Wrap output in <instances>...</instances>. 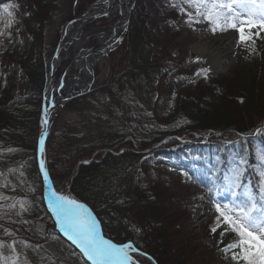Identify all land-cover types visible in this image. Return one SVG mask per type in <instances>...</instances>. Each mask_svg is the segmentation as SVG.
Masks as SVG:
<instances>
[{
    "label": "trees",
    "instance_id": "trees-1",
    "mask_svg": "<svg viewBox=\"0 0 264 264\" xmlns=\"http://www.w3.org/2000/svg\"><path fill=\"white\" fill-rule=\"evenodd\" d=\"M97 1L73 0L57 23L51 22L57 28L50 47L28 51L20 60L9 55L10 65L19 69L15 75L19 90L13 97L2 94L13 67L1 75L0 232L13 229L28 243L38 240L26 231L25 224L32 228L41 221L46 240L54 231L41 205L42 185L36 170L43 66L57 47L60 25L79 18ZM144 4L155 13L163 11V20L178 22L175 3L170 0H135L126 37L107 57L106 79L63 108L78 113L92 106L91 99H101L104 110L119 114L124 132L107 129L97 135H83L57 116L46 139V168L52 184L69 185L70 193L89 208L104 237L118 245L132 244L136 249L132 256L138 264H207V257L194 259L191 246L184 244L187 242L173 244L175 230L180 224L186 225L190 216L173 206L170 184H140L133 175L147 170L149 163L141 162L155 156L180 166L209 197L217 194L221 205L245 199L246 188L258 198L259 173L264 171L260 158L264 155V65L253 63L250 71L228 78L208 77L194 94L179 100L166 117L157 120L149 115L144 123H128V109L122 102L124 91L130 89L131 97L136 88L153 94L170 69L181 64L180 51L170 40L174 34L154 36L146 21L139 18L141 11L135 15ZM27 61H36L38 70L32 72L35 65ZM258 74L259 79L255 77ZM257 88L262 91L260 99L254 95ZM200 133L209 135L205 143L199 140ZM237 171L241 182L238 198L229 187ZM8 200L15 204L12 216L6 214ZM183 236L187 239L189 230Z\"/></svg>",
    "mask_w": 264,
    "mask_h": 264
},
{
    "label": "rangeland",
    "instance_id": "rangeland-1",
    "mask_svg": "<svg viewBox=\"0 0 264 264\" xmlns=\"http://www.w3.org/2000/svg\"><path fill=\"white\" fill-rule=\"evenodd\" d=\"M25 1L0 0V81L2 79L1 75H4L6 70L10 71L13 67V75L10 76V72L7 78V81L10 83H6V86L4 85L5 90H3L2 94L6 96L5 98L13 97L19 90V83L17 78H15L19 69L14 65H10L8 62L9 55L12 57L16 56L20 60V57H26L28 51H43L45 47H50L53 41V34L57 28L51 22L54 20L57 23V19L65 14L68 8L67 6L73 0H32L30 2L31 5ZM34 1L35 4L32 5ZM170 2L175 3L176 14L178 16V22L176 24L173 22V19L163 20V11L155 13L145 4L137 8L135 15L138 16L141 11L142 17L139 18H143L146 21L147 28L151 30L154 36L162 37L168 33L174 34L175 38H170V40L177 46V51H180L181 64L173 66L170 69V73L161 81L153 94H146L143 88H136L134 97H131L128 91L130 89L124 91L122 102L128 109L126 113L128 123L132 121L144 123L146 116L149 115H151L150 118L157 120L166 117L179 100L194 94L200 83L208 77L228 78L241 71H250L253 68L251 66L253 63L264 65V32H260L257 36L255 35L257 29H252L253 34L251 35V39L244 42L240 41V34L237 31L235 39L222 40L213 50V59L209 61L203 57H199L192 51V48L196 44L217 39L235 30L229 29L226 32L216 31L213 33L208 22L202 18L200 23H186L188 17L180 9L185 8L188 11L194 10L187 9V5L183 3V0H170ZM6 4L11 5L8 9L12 13L11 16L4 12L3 5ZM133 4H135V0ZM117 6L118 2L114 0L106 14L100 17L90 18L84 23H75L71 26L72 38L68 45L60 49L58 68L51 84L52 97L54 99L59 97L58 90L56 89L59 84L61 83L63 85L60 90L62 92L75 77L76 58L83 52L103 45L112 37L120 16ZM133 9L134 6L132 11ZM65 25L66 23L60 25L57 31L58 42L61 39L62 28ZM126 33L125 31L121 44L126 37ZM107 57L108 55H105L93 67L90 73L92 79L91 84L83 91L74 92L67 98L79 95L84 96L89 90L103 83L108 75L109 64L107 63ZM27 62L28 64L34 63L35 66L32 67V72L38 70L39 67L36 61ZM210 62L214 65L216 63H224V67L222 70H207L205 74L202 70L207 69L206 64ZM49 71L50 61H46L41 74L42 95ZM197 73L200 74L197 75ZM255 77L259 79L261 75L258 74ZM27 86L30 87L29 85ZM222 92L220 89V93ZM254 92V95L260 99L262 95L261 89L257 88ZM101 102V99H91L92 106L78 113L63 111L64 106L68 102L58 106L52 110L49 129L51 130L53 127L56 117L62 116L63 121H66L65 123L74 126L77 132L83 133V135H97L99 131H106L107 129L124 132L123 126L119 123V114L117 112L110 114V112L104 110ZM86 119H88L87 124ZM122 121L125 122L123 119ZM133 122L131 124H136ZM208 136L207 133H200L198 138L201 142L205 143ZM146 162L149 163L147 170L140 169L141 172L139 171L140 173L138 175H133L137 182L140 184L154 182L164 185L170 184L173 189V206L177 210L185 212L187 216H190L186 221V225L180 224V228L175 230L173 244L181 246L184 242H187L184 244L191 246L190 252L194 259L199 260L198 257H207L210 260L207 264H234L230 259L231 254L221 251V249H224L234 239V234L225 232L221 236L220 233L224 230L223 226L218 228L216 233L211 231L217 216L215 204L218 202V195L213 194L212 197H209L206 190L194 184L188 177L186 171L182 170L174 162H166L155 156H152L150 159L145 158L141 163L144 164ZM249 188L251 189L250 186ZM54 189L59 194H67V186L54 185ZM251 190L249 191L246 188L243 191V195L246 191L251 192ZM44 197V191H42V206ZM14 207L15 204L13 201H6V214L9 216L14 215V212H10ZM39 216L41 214L37 215V217ZM24 227L26 231H30L29 234L32 233L31 236L36 241L38 240L36 243H28L23 240L19 237L18 232L13 229L0 232V242L5 245L3 249H0V254L8 259L9 264H12L13 260L15 264L83 263L81 257L62 243L54 232L46 240L45 226L41 221L35 223L32 228L28 224H25ZM186 230H189L187 239L183 236ZM1 236L12 239H2ZM9 245L15 249L14 252L12 248L8 247ZM130 255L132 256L131 250Z\"/></svg>",
    "mask_w": 264,
    "mask_h": 264
},
{
    "label": "snow or ice",
    "instance_id": "snow-or-ice-1",
    "mask_svg": "<svg viewBox=\"0 0 264 264\" xmlns=\"http://www.w3.org/2000/svg\"><path fill=\"white\" fill-rule=\"evenodd\" d=\"M183 3L187 5V9L194 10L180 9L188 17L186 23H200L202 18L208 22L213 33L234 29L239 32L240 41L244 42L251 39L252 29H257V36L264 32V0H183ZM10 6L3 5L4 12L9 16L12 15L8 11ZM202 71L207 73V69ZM40 142L43 144V137ZM260 158L264 161V155ZM40 167L41 171H44L43 160ZM44 175L47 179L46 172ZM259 175L258 198L246 191L245 199L239 203L215 204L217 216L211 231L216 233L217 229L223 226L221 236L225 232L234 234V239L221 249L231 254L230 259L234 264H264V171ZM229 187L233 197H237V190L241 187L238 171L234 172L229 180ZM48 205L56 217L60 232L91 264H137L130 255V250L136 251L132 244L118 245L105 239L96 220L83 204L70 196L52 191L48 197ZM4 247L0 242V249ZM8 247L12 248L11 245ZM12 251L15 249L12 248ZM0 264H9L2 254ZM12 264H15L14 260Z\"/></svg>",
    "mask_w": 264,
    "mask_h": 264
},
{
    "label": "bare ground",
    "instance_id": "bare-ground-1",
    "mask_svg": "<svg viewBox=\"0 0 264 264\" xmlns=\"http://www.w3.org/2000/svg\"><path fill=\"white\" fill-rule=\"evenodd\" d=\"M118 2V9H119V21L117 22L115 28L113 37L116 38L119 33L122 34L124 31V25L126 22V15L128 10V5L130 0H116ZM111 7V3L106 2L103 6H93L88 9L86 16L87 17H97L102 14H106L109 8ZM237 36L236 31H232L228 33L225 36L219 37L217 39H212L208 41H204L202 43L196 44L192 51H194L199 57H203L206 60L213 59V50L217 47L218 44L221 43L222 40H233ZM72 38L71 34V28L65 29L63 34V47L68 45ZM111 49V47H98L93 52H83L81 53L75 60V69H76V75L75 77L69 82V84L63 89L62 92L59 93V98L54 99L52 97V91L51 86L46 90L45 93V110L43 113L42 118V124L44 122H50V119L52 117V110L59 106V103L61 104L63 100L67 97H69L74 92H81L86 87H88L91 84V76L90 73L93 69V67L107 54V52ZM207 70H215V69H221L224 67V63H216V65L208 63ZM54 107V108H53ZM44 121V122H43ZM55 192H57L54 189ZM49 190H45V205L47 209L49 210L48 205V197H49ZM67 196H70L69 194H66ZM71 197V196H70ZM72 198V197H71ZM73 199V198H72ZM50 211V210H49ZM52 214L53 212L50 211Z\"/></svg>",
    "mask_w": 264,
    "mask_h": 264
},
{
    "label": "water",
    "instance_id": "water-1",
    "mask_svg": "<svg viewBox=\"0 0 264 264\" xmlns=\"http://www.w3.org/2000/svg\"><path fill=\"white\" fill-rule=\"evenodd\" d=\"M112 1L113 0H102V1L97 2L94 5H100V4H104L106 2L111 3ZM132 7H133V0H130L129 5H128V10H127V15H126V22H125V25H124V28L123 29H125L127 27V25H128V19H129V16H130V12L132 10ZM86 13H84L78 19H76V20L68 23L67 25H65L62 28L61 39H60L59 44H58V46H57V48H56V50L54 52V56H53V58L51 60L50 72H49V75L47 77L46 85H45V88H44L43 101H42V109H41V122H40L39 137H38L37 150H36V169H37L38 177H39V179H40V181L42 183L43 188L45 190H49V192H52L54 190L52 188V184H51V181L49 179L48 172H47V169H46V163H45V143H46V139H47L48 132H49V126H50V123H48L46 121L45 122L43 121L44 124H42L43 113H44V110H45V93H46V90L51 86V84L53 82V79H54V76L56 74L57 68H58L59 53H60V49L63 47V44H64L63 43V34H64L65 29H70L71 26L74 23H77V22H85L87 19H89L90 17H87L86 16ZM99 16H102V15H99ZM99 16H97V17H99ZM122 39H123V33L122 34L119 33V35L116 38L111 37L108 42H106L103 45H100L98 47H101V46H103V47L107 46L108 47L109 46V47H111V50H113L114 48H116L119 45V43L121 42ZM98 47H95V48L90 49L89 51H87V53L88 52L95 51ZM110 51H108L107 54H109ZM62 86L63 85H61V83H60L59 86H58V88H57V90H59V88L62 87ZM70 99L71 98L65 99L63 101V103L68 102ZM41 137H43V144H41V142H40L41 141ZM42 160H43V163H44V171H41V167H40ZM44 172L47 173V179H45ZM72 198L75 199L74 197H72ZM75 200L78 201L77 199H75ZM47 212L50 214V216L52 218V222H53V224L55 226V233L59 237V239L62 240L65 244H67L74 251H76L79 255H81V257L85 260V258L83 257V254L80 252V250L78 248H76V246L74 244H72V242L70 240H68L67 237H65L60 232L59 228L57 227L56 217L54 216V214L52 215L48 210H47ZM85 261L87 263L91 264L90 261H87V260H85Z\"/></svg>",
    "mask_w": 264,
    "mask_h": 264
}]
</instances>
